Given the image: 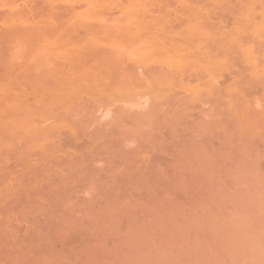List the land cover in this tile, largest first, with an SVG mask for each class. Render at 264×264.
I'll list each match as a JSON object with an SVG mask.
<instances>
[{
    "label": "bare ground",
    "instance_id": "1",
    "mask_svg": "<svg viewBox=\"0 0 264 264\" xmlns=\"http://www.w3.org/2000/svg\"><path fill=\"white\" fill-rule=\"evenodd\" d=\"M194 116L216 135L231 124L247 146L264 131V0H0V179L13 211L28 204L16 188L68 184L85 150L105 151L108 126L149 140ZM24 173L31 184L15 182Z\"/></svg>",
    "mask_w": 264,
    "mask_h": 264
},
{
    "label": "rangeland",
    "instance_id": "2",
    "mask_svg": "<svg viewBox=\"0 0 264 264\" xmlns=\"http://www.w3.org/2000/svg\"><path fill=\"white\" fill-rule=\"evenodd\" d=\"M194 117L157 125L149 140L108 126L105 151L85 150L75 183L22 191L33 180L20 174L22 211L6 205L0 179V264H264V131L241 145L231 124L216 135Z\"/></svg>",
    "mask_w": 264,
    "mask_h": 264
}]
</instances>
